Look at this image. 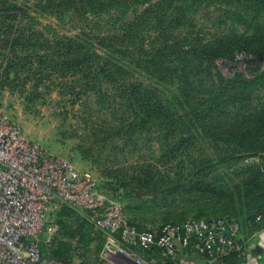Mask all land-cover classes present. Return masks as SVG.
Listing matches in <instances>:
<instances>
[{
  "label": "rangeland",
  "instance_id": "rangeland-1",
  "mask_svg": "<svg viewBox=\"0 0 264 264\" xmlns=\"http://www.w3.org/2000/svg\"><path fill=\"white\" fill-rule=\"evenodd\" d=\"M0 113L141 230L247 223L264 213V0H0ZM81 221L56 211L44 264H136Z\"/></svg>",
  "mask_w": 264,
  "mask_h": 264
},
{
  "label": "built area",
  "instance_id": "built-area-1",
  "mask_svg": "<svg viewBox=\"0 0 264 264\" xmlns=\"http://www.w3.org/2000/svg\"><path fill=\"white\" fill-rule=\"evenodd\" d=\"M62 207L105 236L108 250L136 264H198L196 257L214 264L233 255L240 264L262 259L264 227L245 233L234 219L138 229L93 179L25 138L20 126L0 113V264H44L40 245L56 232L55 213Z\"/></svg>",
  "mask_w": 264,
  "mask_h": 264
},
{
  "label": "trees",
  "instance_id": "trees-1",
  "mask_svg": "<svg viewBox=\"0 0 264 264\" xmlns=\"http://www.w3.org/2000/svg\"><path fill=\"white\" fill-rule=\"evenodd\" d=\"M131 24H135V22L134 21H131L130 22ZM95 61H92V63H94ZM61 209H64V210H69V211H72V210H70V209H68V208H66V207H62ZM75 213V212H74ZM76 214V213H75ZM77 215V214H76ZM257 217H260V221H256V218ZM82 218V217H81ZM219 218H228V219H232V218H230V217H219ZM206 220H209V219H206ZM235 221H237L240 225H241V227H242V229H243V231L245 232V233H251V232H253V231H257V230H260L261 228H263L264 227V213H260V214H257V215H255L252 219H251V221H249V222H247V223H242V222H240V221H238L237 219H234ZM131 224H133L131 221H129ZM81 224H82V227L84 228V231L86 230V231H89V232H91V234H93V235H99V233L98 232H95L94 230H93V228L92 227H90L86 222H85V220L82 218V221H81ZM166 224H181V223H166ZM134 226H136L135 224H133ZM163 225H165V224H163ZM162 226V225H161ZM137 227V226H136ZM138 228V227H137ZM159 228V227H158ZM157 228V229H158ZM138 229H140V228H138ZM141 230V229H140ZM61 232H63L62 230H60ZM66 237H68V236H66ZM94 237V238H93ZM92 238L95 240V236H93ZM69 238H72V240L74 241V243H79L80 242V236L77 234V235H75L74 233L73 234H71V235H69ZM53 243V242H52ZM55 247V246H54ZM53 247V248H54ZM40 251H41V254L43 253V251H44V248H43V244L42 245H40ZM50 252H53V251H50ZM145 256H146V258H148V259H150V258H152V255L151 254H145ZM231 257H235L234 255L233 256H229V257H226V258H223L222 260H221V262H223L224 264H229V262H228V259L229 258H231ZM43 258V257H42ZM158 264V263H157ZM160 264V263H159ZM164 264H171V263H168V262H166V263H164Z\"/></svg>",
  "mask_w": 264,
  "mask_h": 264
},
{
  "label": "crops",
  "instance_id": "crops-1",
  "mask_svg": "<svg viewBox=\"0 0 264 264\" xmlns=\"http://www.w3.org/2000/svg\"><path fill=\"white\" fill-rule=\"evenodd\" d=\"M90 257L92 258V254H91ZM103 260L105 261V264H111L110 261L105 260V259H103ZM196 261H197L198 264H205L204 259L201 258V257H196ZM228 262H229V264H240V259L235 256V257L229 258ZM214 264H224V263L221 262V260H220V261H218V262H216ZM260 264H264V250H263L262 259L260 261Z\"/></svg>",
  "mask_w": 264,
  "mask_h": 264
}]
</instances>
